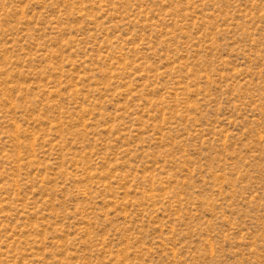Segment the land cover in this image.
I'll use <instances>...</instances> for the list:
<instances>
[{
    "label": "rangeland",
    "instance_id": "obj_1",
    "mask_svg": "<svg viewBox=\"0 0 264 264\" xmlns=\"http://www.w3.org/2000/svg\"><path fill=\"white\" fill-rule=\"evenodd\" d=\"M0 264H264V0H0Z\"/></svg>",
    "mask_w": 264,
    "mask_h": 264
}]
</instances>
